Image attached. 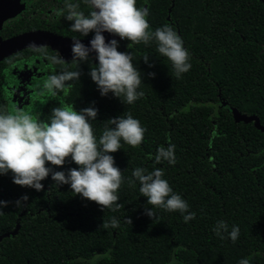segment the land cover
<instances>
[{"label":"trees","instance_id":"obj_1","mask_svg":"<svg viewBox=\"0 0 264 264\" xmlns=\"http://www.w3.org/2000/svg\"><path fill=\"white\" fill-rule=\"evenodd\" d=\"M136 6L148 9L150 29L167 23L181 36L189 70L177 78L154 41L118 38V50L131 52L140 72L142 97L127 104L111 92L101 96L88 74L96 62L90 54L88 61L59 68H78L79 79L66 82L71 87L57 97L47 93L33 115L46 122L60 99L76 109L91 103L98 137L109 117L131 113L146 128L144 138L135 147L121 141L111 153L114 164L128 178L137 166L162 168L195 218L185 223L178 211L154 206L149 217L138 183L127 180L117 189L121 207L111 210L74 194L68 184L56 185L50 174L37 191L14 183L9 171L0 174V193H26L28 199L24 208L6 205L11 216L0 215V234L14 228L0 235L1 257L23 264H87L93 255L95 264H236L249 257L250 264H264V133L252 122H235L221 106L223 100L264 124V0H136ZM168 143L176 146L174 164L146 156ZM52 167L78 165L69 157ZM218 219L239 226L235 242L212 232Z\"/></svg>","mask_w":264,"mask_h":264},{"label":"clouds","instance_id":"obj_2","mask_svg":"<svg viewBox=\"0 0 264 264\" xmlns=\"http://www.w3.org/2000/svg\"><path fill=\"white\" fill-rule=\"evenodd\" d=\"M80 3L87 5V14L80 10ZM57 14H63L64 19L71 21L68 25L70 30L79 36H85L90 31L93 33L87 45L78 36H73L68 47L74 64L88 61L90 53L94 52L96 62L89 68L88 74L101 96L111 92L123 103L132 104L144 95L143 90H138L141 75L133 66L132 53L118 50L119 41L114 37L105 42L104 31L118 35L119 39L127 38L132 44L143 42L147 45L154 41L156 51L171 62L177 78L191 67L190 53L183 46L181 36L167 23L150 29L146 19L148 9L137 7L136 0H63V8ZM31 47L33 52L46 56L51 64L62 62L61 57L49 55L42 46L32 44ZM142 57L148 62L147 54ZM79 76L78 68L64 69L49 74L47 79L37 84V88L41 94L47 92L51 97H57L58 92L66 93L71 87L66 82L79 79ZM50 113L45 122L19 107L9 110L0 105V174L10 171L14 183L37 191L43 188L41 181L50 174L56 185L68 184L74 194L78 193L103 209L111 210L121 207L117 202V189L123 180H127L129 184L138 183L139 192L150 205L144 208L149 217L155 215L154 206L168 212L178 211L185 223L195 218L196 213L188 210V202L173 191L164 178L162 168L153 167L149 171L137 166L128 178L123 177L120 168L114 164L111 153L121 148V141L135 147L143 140L146 128L138 118L131 113L109 117L97 137L91 125L97 108L91 103L76 109L60 99L59 106L52 107ZM175 147L173 143L157 145L154 154L147 153L146 156L156 163L163 160L174 164ZM69 157L78 167L53 169L52 165H63L65 158ZM46 162L50 163L46 165ZM27 199L25 193L12 203L16 208H24ZM8 203L0 199V211ZM110 224L113 229L116 228V218H111ZM211 230L221 240L227 238L232 242L240 235L237 224L229 225L223 219H218ZM96 260L97 256L93 255L87 264H95ZM236 264H250V259L241 257Z\"/></svg>","mask_w":264,"mask_h":264},{"label":"flooded vegetation","instance_id":"obj_3","mask_svg":"<svg viewBox=\"0 0 264 264\" xmlns=\"http://www.w3.org/2000/svg\"><path fill=\"white\" fill-rule=\"evenodd\" d=\"M17 1L23 7L14 16L1 22L0 41L22 32L40 31L44 43L38 45V47H44L49 55L62 58L61 63L51 64L46 56L33 52L32 47L29 46L0 59V105L9 110H15L19 107L33 114L35 106L49 95L47 92L41 94L37 84L47 79L49 74L58 72L61 66L73 64L68 47L70 43L63 49V44L58 43V38L71 42L73 36L85 40L91 38L93 33L90 31L85 36H79L78 33L70 30L68 25L71 21L64 19L63 14H57L58 10L63 8V0ZM14 2L16 1L14 0ZM79 8L87 14V5L80 3ZM16 198L18 196L9 192L7 194L0 193V199L9 201L7 205L10 206ZM13 213L14 211H5L4 208L3 211H0V215H6L7 217ZM13 229L4 228L0 235L7 234ZM1 256L0 253V264H23L17 262L15 258L7 260L4 256ZM25 263L30 264L28 259L25 260Z\"/></svg>","mask_w":264,"mask_h":264},{"label":"water","instance_id":"obj_4","mask_svg":"<svg viewBox=\"0 0 264 264\" xmlns=\"http://www.w3.org/2000/svg\"><path fill=\"white\" fill-rule=\"evenodd\" d=\"M0 0V25L1 22L9 17L14 16L22 7L23 5H19L18 1L15 0ZM105 37V42L109 38H116L118 39V35L108 33L107 31H104L102 33ZM90 39V38H89ZM81 40L85 45H87L88 40ZM43 35L40 31H26L19 34H16L8 39L0 41V59L12 52H15L19 49L29 47L32 44H35L36 46L43 44ZM58 43L63 44V49L70 41H67L63 38H58ZM57 48V47H53ZM59 49V48H58ZM61 50V49H60ZM90 54H94L90 53ZM221 106L227 107V109L232 113L233 119L235 122L243 121V122H252L253 125L258 129L261 130L264 133V124L260 123L259 118L254 115H246L244 113H241L239 110H237L234 107H230L227 105L225 101H221Z\"/></svg>","mask_w":264,"mask_h":264}]
</instances>
